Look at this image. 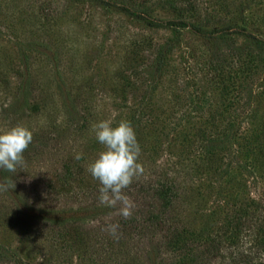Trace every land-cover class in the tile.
Segmentation results:
<instances>
[{"label": "rangeland", "instance_id": "1", "mask_svg": "<svg viewBox=\"0 0 264 264\" xmlns=\"http://www.w3.org/2000/svg\"><path fill=\"white\" fill-rule=\"evenodd\" d=\"M110 1L0 0V130L20 124L32 132L24 165L0 169V183H15L0 190V244L28 264H148L149 248L154 264H180L162 240L121 232L119 208L77 231L16 212L15 205L71 214L99 201L100 185L86 171L103 147L94 123L130 122L143 169L132 183L166 175L205 193L202 138L228 128L237 113L246 114L240 131L264 127V52L237 33L246 28L264 38V0H223L221 7V0H196L187 20L208 10L209 28L233 27L214 39L165 25L181 17L167 0ZM166 44L153 82L155 53ZM198 201L191 198V207ZM109 224L119 226L115 237ZM0 264L11 263L0 257Z\"/></svg>", "mask_w": 264, "mask_h": 264}, {"label": "trees", "instance_id": "2", "mask_svg": "<svg viewBox=\"0 0 264 264\" xmlns=\"http://www.w3.org/2000/svg\"><path fill=\"white\" fill-rule=\"evenodd\" d=\"M166 2L173 10H179L181 17L164 21L165 25L187 27L210 39L216 38L225 28H233H209L214 15L208 13V10L202 17H193L194 21L187 20L183 15L188 16L189 12L192 14L196 11V0ZM222 2L223 0L219 3L217 1V5L221 7ZM123 8L129 10L126 6ZM132 12L135 16L147 17L146 14ZM237 33L253 41L264 52V38L253 35L246 28L238 29ZM170 48L171 45L166 44L157 49L151 70L153 82L161 76ZM249 62L250 59L247 64ZM240 116L237 113V119L228 128L211 134L206 139L202 138L203 143L199 146L201 160L210 169L209 178L202 180L208 190L206 193L166 175L144 177L141 182L131 183L123 190L134 207L130 218L120 216L121 232L129 228L138 238L148 236L151 241L162 240L171 251L178 253L180 264H195L197 261L200 264H264V127L242 132L237 125V121L242 122L244 118ZM236 173H240V177L234 180L238 186L235 190L231 188V180ZM188 178L190 179L189 175ZM250 183L253 191H250ZM195 195L199 201L196 208H193L191 198ZM98 202L71 210V214L69 209L37 210L28 207V213L17 205L15 209L24 218L45 222L56 229L77 231L80 225L99 217L98 213L106 214L100 215L98 219L103 216L112 217L107 212L119 208V204L113 207ZM144 252L147 254L148 264H154V248ZM0 257L11 264H28L3 244H0Z\"/></svg>", "mask_w": 264, "mask_h": 264}, {"label": "clouds", "instance_id": "3", "mask_svg": "<svg viewBox=\"0 0 264 264\" xmlns=\"http://www.w3.org/2000/svg\"><path fill=\"white\" fill-rule=\"evenodd\" d=\"M92 131L103 147L87 164L86 171L100 185L99 202L113 207L119 204V214L125 219L130 218L134 205L123 190L143 171L138 163L140 147L134 129L127 120L114 122L106 119L94 123ZM31 142L32 132L23 125L0 130V169L15 173L18 166L22 167L24 152ZM76 158L80 159V156ZM14 187L15 183L8 178L0 183V190L8 191ZM118 227L109 224L105 230L115 237Z\"/></svg>", "mask_w": 264, "mask_h": 264}]
</instances>
